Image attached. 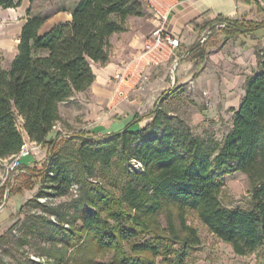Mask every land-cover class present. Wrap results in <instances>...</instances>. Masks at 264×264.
<instances>
[{
    "label": "trees",
    "instance_id": "16d2710c",
    "mask_svg": "<svg viewBox=\"0 0 264 264\" xmlns=\"http://www.w3.org/2000/svg\"><path fill=\"white\" fill-rule=\"evenodd\" d=\"M22 1L0 0V6L15 7ZM239 1L256 2L263 9L260 0ZM28 11L10 68L0 58V158L20 150L23 128L31 140L49 143L50 153L42 171L31 168L19 174L26 178L11 187L9 196L30 188L35 174L42 177L37 200L66 194L75 182L87 189V176L97 165L110 167L117 155L127 162L121 194L91 185L69 225L55 232L49 256L61 264L65 251L86 243L115 249L117 264H156L159 256L167 264H185L190 250L200 243L197 229L187 221L191 211L238 254L264 246V47L257 50L259 69L248 76L245 95L223 140L196 135L184 121L174 123L163 109L155 108L142 128L129 125L100 139L82 134L79 146L57 147L49 135L61 118L60 103L92 85L93 63L109 61L111 36L128 28L129 16L144 14V1L80 0L71 20L44 34L40 29L47 16ZM254 28L233 24L225 32L230 37ZM192 70L198 72V64ZM237 171L250 180L252 204L247 209L231 208L221 198L225 176ZM124 242L131 243L132 254Z\"/></svg>",
    "mask_w": 264,
    "mask_h": 264
},
{
    "label": "rangeland",
    "instance_id": "374dc122",
    "mask_svg": "<svg viewBox=\"0 0 264 264\" xmlns=\"http://www.w3.org/2000/svg\"><path fill=\"white\" fill-rule=\"evenodd\" d=\"M143 1L145 12L136 19L141 22L147 36H150L159 25L153 26V12L149 9V4ZM55 4L54 0L33 1L36 12L53 9ZM10 11L12 9L9 7L0 6V37H9L11 42H15L19 23L18 18ZM201 40L193 47L189 56L192 68L198 64V72L191 70L185 78H178L179 61L174 78V73L170 71L169 79L174 80V83L165 90L153 108L145 110L141 115L161 108L174 123L184 121L196 135L211 134L223 140L232 128L234 110L245 95L248 76L259 69L257 50L264 47V44L257 42L256 45L244 46L246 41L243 37L239 38L237 34L229 37L223 31L217 32L213 28H207ZM152 79L153 75L147 83ZM19 125L21 126L20 122ZM59 126L62 130H55L51 136V139H56L57 147L81 144L80 130L65 126L62 122ZM114 130L118 128L115 127ZM62 131L71 135L62 136ZM106 135L101 133L97 138ZM87 136L95 137L92 133ZM45 144L44 150L41 151L43 145L32 155L37 162L31 167L33 171H42L46 166L50 146L49 143ZM126 164L125 157L117 155L110 167L97 165L94 174L87 176L88 188L91 185L102 186L120 195L126 180ZM20 173L24 171L13 172L8 157L0 158V264H58V258L49 256L48 249L55 239V232L62 229V225L68 226L67 221L73 219L88 188H81V184L75 182L66 194L43 195L37 200L42 177L35 174L30 178L33 183L30 188H24L20 194L17 192L8 195L6 199V193L11 187L23 184L26 176H19ZM222 187L221 198L227 206L243 209L251 206L250 180L245 172L237 171L226 175ZM160 220L164 226L167 225L164 214L160 215ZM187 221L197 229L200 243L190 250L185 264H264V246L241 255L235 252L230 242L212 232L195 212L187 214ZM30 223H35L36 226L30 229ZM76 225H81V222L78 221ZM57 244L59 248L63 247L61 241H57ZM82 245L65 251L66 256L61 264H117L114 261L115 249L101 250L86 243ZM123 245L126 252L132 254L131 243L124 242ZM156 264L167 262L159 256Z\"/></svg>",
    "mask_w": 264,
    "mask_h": 264
},
{
    "label": "crops",
    "instance_id": "0c3cea01",
    "mask_svg": "<svg viewBox=\"0 0 264 264\" xmlns=\"http://www.w3.org/2000/svg\"><path fill=\"white\" fill-rule=\"evenodd\" d=\"M33 1L23 0L18 6L9 7L12 9L10 13L18 18L19 29L15 42H11L9 37H0V58L7 69L10 68L18 53L22 28L30 15L29 8L34 15L47 16L40 29L41 34H44L56 24L71 20L73 10L80 0H54L56 4L53 9H47L44 12H36ZM145 1L153 12L151 16L153 26L157 27L160 24L161 13L170 10L166 24L170 31L181 36L179 48L171 57L164 53L157 58L150 53L144 54L140 64L150 62L145 68L153 75V79L149 83L139 81L138 65L136 66L135 62L144 52L148 36L141 22L136 19L140 15L129 16L128 28L115 32L111 36L113 48L109 61L104 65L98 62L93 63L96 78L92 85L85 90L77 91L70 99L60 103L61 118L58 124L62 122L65 126L80 130L86 135L122 131L129 125L132 128L146 126L154 114L153 112L146 115L141 114L153 108L156 101L166 92L165 90L174 83V80L169 79L174 56L182 57L177 76L185 78V75L192 70L193 63L189 56L193 47L202 41L203 32L207 28H213L217 32L223 31L226 35L225 31L230 25L243 24L246 27L252 25L253 28L255 27L253 30L240 32L237 35L245 39L244 46L256 45L257 42L264 44V25L257 26L258 23L264 21V11L258 8L256 2L247 4L239 0ZM260 2L264 8V0ZM223 21L227 22V25L219 26V23ZM127 65L129 69L126 72V78L119 81L115 74ZM20 122L23 123L22 117ZM115 127L118 130H114ZM23 133L25 139H30L25 130ZM54 133L55 130L50 133L49 138ZM43 145L41 151L46 148V144L43 143ZM36 164L33 156L26 157L22 163V170L25 172Z\"/></svg>",
    "mask_w": 264,
    "mask_h": 264
},
{
    "label": "built area",
    "instance_id": "2783aa9c",
    "mask_svg": "<svg viewBox=\"0 0 264 264\" xmlns=\"http://www.w3.org/2000/svg\"><path fill=\"white\" fill-rule=\"evenodd\" d=\"M170 10L168 9L166 13H161V20L158 28L150 35L145 41V49L144 52L138 56L137 61L135 62V65H138L139 70V81L141 82H148L150 79V72L146 71V64H149L150 62L146 61L145 64H140L142 62V57L146 53H150L151 55L155 56L156 58L160 55L168 54L169 57H171L175 50L179 48L181 45V36L173 31H170L167 28V20L169 17ZM227 25V22L223 21L219 23V26H225ZM182 57L180 56H174V63L172 67V72L174 73L173 78L175 77V70L177 68V65ZM133 65V66H135ZM129 69V66H125L124 69L118 71L115 74V77L119 79V81L126 78V72ZM129 74V73H128ZM53 130H62L59 126L58 122H56L53 126ZM62 136H70L71 133L67 131L61 132ZM101 133H96L94 136L97 138ZM42 142H37L31 139H25L24 143L21 145L20 150L9 157V165L14 173L24 171L22 170V163L23 160L26 157L32 156L34 151L38 148L42 147ZM136 162V160H134ZM136 167L140 168L142 167L141 162L135 163Z\"/></svg>",
    "mask_w": 264,
    "mask_h": 264
},
{
    "label": "water",
    "instance_id": "95a60500",
    "mask_svg": "<svg viewBox=\"0 0 264 264\" xmlns=\"http://www.w3.org/2000/svg\"><path fill=\"white\" fill-rule=\"evenodd\" d=\"M8 195H9V190H8L7 193H6V199L8 198Z\"/></svg>",
    "mask_w": 264,
    "mask_h": 264
}]
</instances>
